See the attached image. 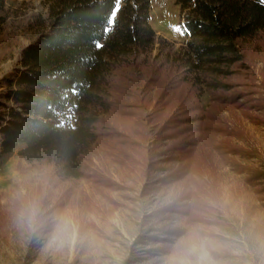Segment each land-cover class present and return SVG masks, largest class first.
Here are the masks:
<instances>
[{"label":"trees","instance_id":"16d2710c","mask_svg":"<svg viewBox=\"0 0 264 264\" xmlns=\"http://www.w3.org/2000/svg\"><path fill=\"white\" fill-rule=\"evenodd\" d=\"M179 2L188 41L177 55L154 57L156 43L165 50L168 42L151 26V0H56L50 28L24 47L0 82L7 89L0 101V157L22 147L26 161L53 164L66 179H91L84 165L91 152L121 157L139 145L133 133L140 146L154 133L159 144L143 147L150 194L184 181L207 146L225 160L240 154L232 137L241 130L229 122L264 110V0ZM7 3L0 0V15ZM257 56L261 77L253 71ZM153 89L159 94L147 113ZM159 157L169 166L163 177L154 174L165 169ZM183 209L174 203L160 215L186 214Z\"/></svg>","mask_w":264,"mask_h":264},{"label":"rangeland","instance_id":"374dc122","mask_svg":"<svg viewBox=\"0 0 264 264\" xmlns=\"http://www.w3.org/2000/svg\"><path fill=\"white\" fill-rule=\"evenodd\" d=\"M55 2L8 0L0 15V82L24 47L50 28ZM151 3V26L168 42L165 50L156 43L154 57L181 53L188 38L179 0ZM256 58L253 71L261 77ZM6 91L0 86V101ZM158 94L148 95L153 105ZM249 115L229 122L241 130L232 137L240 154L226 161L207 146L184 181L150 194L143 147L159 144L154 133L143 146L133 133L139 145L121 157L91 152L84 161L91 179H66L53 164L26 161L22 147L0 157V264H264V110ZM163 158L156 177L169 168ZM174 203L186 214L160 215Z\"/></svg>","mask_w":264,"mask_h":264},{"label":"snow or ice","instance_id":"6c2138e0","mask_svg":"<svg viewBox=\"0 0 264 264\" xmlns=\"http://www.w3.org/2000/svg\"><path fill=\"white\" fill-rule=\"evenodd\" d=\"M118 10H119V4H117L116 9H114L113 12L111 13V17L109 18L107 26L104 29L105 33L109 32L111 30V26L115 23V17L117 15ZM176 31L180 32L181 29L178 27L176 28ZM184 31H186V29ZM97 47H102V44L97 43Z\"/></svg>","mask_w":264,"mask_h":264}]
</instances>
